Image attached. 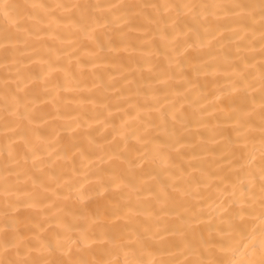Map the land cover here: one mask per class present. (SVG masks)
Returning <instances> with one entry per match:
<instances>
[{
    "label": "bare ground",
    "instance_id": "6f19581e",
    "mask_svg": "<svg viewBox=\"0 0 264 264\" xmlns=\"http://www.w3.org/2000/svg\"><path fill=\"white\" fill-rule=\"evenodd\" d=\"M0 264H264V0H0Z\"/></svg>",
    "mask_w": 264,
    "mask_h": 264
}]
</instances>
